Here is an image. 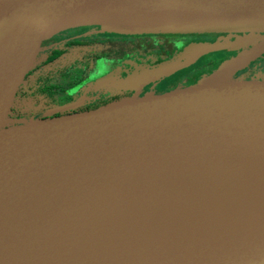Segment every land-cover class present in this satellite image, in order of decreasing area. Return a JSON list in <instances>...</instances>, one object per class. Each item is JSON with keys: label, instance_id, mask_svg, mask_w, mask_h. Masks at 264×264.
Here are the masks:
<instances>
[{"label": "water", "instance_id": "water-1", "mask_svg": "<svg viewBox=\"0 0 264 264\" xmlns=\"http://www.w3.org/2000/svg\"><path fill=\"white\" fill-rule=\"evenodd\" d=\"M107 14L177 22L118 27L100 20ZM92 25L264 39V0H0V264H264L261 192L255 201L235 198L249 203L234 224L219 217L200 229L183 202L207 195L201 188L264 174V72H239L264 45L189 83L12 115L45 41ZM228 40L192 43L186 55L237 45ZM172 68L140 67L97 83L136 88ZM173 185L177 193L166 200ZM171 202L189 229L167 238L175 218L149 210ZM142 206L146 220L135 217Z\"/></svg>", "mask_w": 264, "mask_h": 264}, {"label": "flooded vegetation", "instance_id": "flooded-vegetation-1", "mask_svg": "<svg viewBox=\"0 0 264 264\" xmlns=\"http://www.w3.org/2000/svg\"><path fill=\"white\" fill-rule=\"evenodd\" d=\"M88 27L82 28H68L63 29L56 35L52 36L51 38L47 39L44 43V50L42 52L40 61L38 65L33 69L31 72L32 76L30 77L27 86L24 87L20 93V97L24 96L25 90L28 88L29 85L36 79L38 72V67L40 66L41 62L45 59L47 53L53 48H65L69 47L67 50L65 58L67 60L73 58H79L78 52L83 50L85 53L81 56L87 55L89 59L88 64L85 65V70L82 73V79L85 78L80 83H75L69 86L66 89V100H64L61 104H66L70 102H80V106L77 108H85L91 107L94 105H98L103 102L111 101L113 99L127 96L133 93H145L149 91H155L160 89L169 88L178 84L189 83L193 80L200 77L202 74H206V72L201 73V69L206 67L208 64L203 65L201 68H193L196 62H199L200 59L204 58L202 54L192 57H187L186 55V47L191 45L192 43H202V42H209L213 40H209L210 36L213 35L212 33H203V34H195V33H157V34H115L110 32H104L107 34L105 37H98L103 38L101 43L99 44H90V41L81 42L79 39L84 40L83 37L77 36L75 31H79L80 29H84ZM93 31L100 32V27L97 25H93L90 28ZM68 33V34H67ZM86 37L83 33H80ZM94 35V34H93ZM91 35V37H95ZM117 35L112 38L109 36ZM223 34L219 37V41L223 40ZM97 37V36H96ZM121 37V38H119ZM119 38V39H117ZM79 40L80 43H76L75 40ZM212 39V37H211ZM120 41V46H114L113 44ZM198 41V42H196ZM112 46L111 48H104L100 49L99 46L103 44ZM77 45V47L75 46ZM158 46V47H156ZM96 50V51H95ZM157 51L160 52L162 59L160 58L158 61L155 60L153 56L146 55L150 51ZM95 52V53H91ZM108 52V53H107ZM118 55V56H117ZM120 57V59L115 58ZM133 62V63H132ZM165 64V65H173L174 68L167 70L161 73L155 79L148 81L147 83H142L136 88L130 87H117L116 84H100L97 83L100 79L111 76L117 78H125L129 74L133 73L135 69H139L140 67H144L147 69H153L158 65ZM187 64V65H185ZM213 64V63H209ZM216 64V63H215ZM103 67V70L100 69ZM100 70H102L100 72ZM139 71V70H138ZM38 72V73H37ZM245 73H257V72H264V71H242ZM91 83H93L91 85ZM82 90L79 94H77L76 90ZM88 91H93L95 94L99 93V95L94 96L93 98L87 96V100H81L80 97L82 93H87ZM105 96L109 95L104 100H98V96ZM24 98V97H23ZM18 103V102H17ZM16 103V105H17ZM55 105V106H58ZM44 108L46 110L51 107ZM41 110V111H43ZM20 115V114H19Z\"/></svg>", "mask_w": 264, "mask_h": 264}, {"label": "bare ground", "instance_id": "bare-ground-1", "mask_svg": "<svg viewBox=\"0 0 264 264\" xmlns=\"http://www.w3.org/2000/svg\"><path fill=\"white\" fill-rule=\"evenodd\" d=\"M124 17L121 14H107L100 17V20L106 21L112 25H117L118 27L123 26H153V24H169L171 22H177L167 19V16H151V18H146L147 16L141 17ZM116 26V25H115ZM245 166L251 165L250 163L243 164ZM264 167V164L262 163ZM176 170V168H171L168 172L172 173ZM261 175V176H259ZM258 176H245L238 180L232 181V183H228V185H213L209 188V191L203 190V188L199 189L200 192H204L207 195L199 196L196 201H192V198L183 199V202L186 203L185 208L191 215L192 219V227L196 229L206 228L208 227L214 218H221L222 222L225 224H234L237 218L240 216V212L242 208L249 203V201H245L243 204L236 203L235 198L238 195L239 198L250 197L251 201H255V194L259 195L261 192L264 196V174H259ZM164 197L166 200H169L168 197H172L177 193V185H173L169 187L164 192ZM171 200V199H170ZM256 207L259 210H256L257 213H264V199L262 202L258 203L255 201ZM143 207V206H142ZM255 207V208H256ZM138 210L135 214V217L138 220H146V215L148 214V210ZM152 215L163 214L170 220L175 218L173 222L169 226H167L163 233L167 238L174 237L178 235L180 231L188 226L184 225L182 219L180 220V213L177 206V203L171 202L170 205L165 206V204L160 206H156V210H149ZM253 213V212H252ZM144 216V218H143ZM147 230H152L150 227L145 228Z\"/></svg>", "mask_w": 264, "mask_h": 264}, {"label": "rangeland", "instance_id": "rangeland-1", "mask_svg": "<svg viewBox=\"0 0 264 264\" xmlns=\"http://www.w3.org/2000/svg\"><path fill=\"white\" fill-rule=\"evenodd\" d=\"M93 26V25H92ZM91 26H88V28H84V29H80V33H83L85 36H83L82 34L79 33V31H75L77 33V36L79 37H83L84 40L82 41V39H79L81 42H86V41H90V44H99L101 43L103 38H98V37H105L107 36V34H105L104 32H102L100 29V32H97L96 30L93 31V29H90ZM68 34V33H67ZM94 34V35H93ZM117 34V33H115ZM118 34H124V33H118ZM130 34V33H127ZM142 34H157V33H142ZM165 34V33H163ZM179 34V33H177ZM193 34V33H192ZM195 34H203V33H195ZM213 35H211L209 38V40H213V42L215 41H219V37L222 36L223 34H226L223 38V40L226 41V39H230L228 41H234L236 42V46L232 47V48H222V49H217V50H213L207 53L202 54V56H204V58L200 59L199 62H196L194 64L193 68H201L203 67V65L208 64L206 67L201 69V73L206 72V73H210L212 71H214L218 66L221 65V63H223L225 60H229L230 58L236 57L238 56L241 52H244L246 50H253L254 48H257L258 46H262L264 45V39H262L259 36H256L255 34L253 35L252 33H242V34H228L226 32H212ZM91 35L95 36V37H91ZM97 36V37H96ZM114 36L117 35H112L109 36V38H112ZM212 37V39H211ZM121 38V37H119ZM117 38V39H119ZM79 40H75L76 43H80ZM198 42V41H196ZM206 42V41H205ZM212 42V41H209ZM120 41L117 40L116 43H114V46L119 47L120 46ZM77 47V45H75ZM240 46V47H238ZM112 46L106 45L105 43L101 46H99L100 49H104V48H111ZM158 47V46H156ZM96 51V50H95ZM108 53V52H107ZM160 52H157L155 50L148 52L146 55L148 56H153L155 57V60H159L160 58L162 59L161 55L159 54ZM58 54V51L57 53ZM258 54H260L258 56ZM256 55V58L252 61H250L249 64H247L243 69L244 71H264V51L263 53L258 52L257 54H253ZM118 56V55H117ZM258 56V57H257ZM117 59H120L121 56L116 57ZM133 63V62H132ZM209 63H213V64H209ZM216 63V64H215ZM187 65V64H185ZM100 69L103 70V67H101ZM100 70V72L102 71ZM242 71V70H240ZM93 83H91L92 85ZM77 94H79L82 90H76ZM97 95H99V93H96ZM93 91H88L87 93H82L80 99L87 100V96L93 98L94 96H97ZM109 95L105 96H98V100H104L108 97ZM17 105L14 106L13 110H12V115H19V116H26V115H30V114H39L40 111L43 109V105L42 102L40 101H32V100H25L23 98V96L19 97V100L17 101Z\"/></svg>", "mask_w": 264, "mask_h": 264}, {"label": "trees", "instance_id": "trees-1", "mask_svg": "<svg viewBox=\"0 0 264 264\" xmlns=\"http://www.w3.org/2000/svg\"><path fill=\"white\" fill-rule=\"evenodd\" d=\"M67 50L69 47L53 48L47 53L37 68L39 73L37 72L36 79L23 93L25 100L40 101L43 109L61 104L66 100V89L85 79H82L81 75L89 62L87 55L81 56L85 53L81 50L78 52L79 58L67 60Z\"/></svg>", "mask_w": 264, "mask_h": 264}]
</instances>
